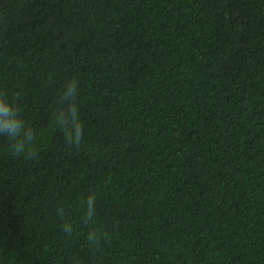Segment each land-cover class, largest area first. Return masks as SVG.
Masks as SVG:
<instances>
[{
  "label": "trees",
  "instance_id": "1",
  "mask_svg": "<svg viewBox=\"0 0 264 264\" xmlns=\"http://www.w3.org/2000/svg\"><path fill=\"white\" fill-rule=\"evenodd\" d=\"M0 92V264H264V0H0Z\"/></svg>",
  "mask_w": 264,
  "mask_h": 264
},
{
  "label": "clouds",
  "instance_id": "2",
  "mask_svg": "<svg viewBox=\"0 0 264 264\" xmlns=\"http://www.w3.org/2000/svg\"><path fill=\"white\" fill-rule=\"evenodd\" d=\"M77 95L76 82H71L63 91L61 96L62 102L68 105V111L73 117L76 116V105L74 103ZM57 123L61 127L65 126L64 115L57 117ZM0 136L6 138L9 151L17 157H31L35 155V131L25 121L21 114L18 104L14 103L7 92H0ZM72 141V137H68ZM82 139V125L80 133L75 138V143H79ZM89 218L91 217V203H89ZM68 231V229H65ZM90 243L97 242V236L94 232H90L87 236Z\"/></svg>",
  "mask_w": 264,
  "mask_h": 264
}]
</instances>
